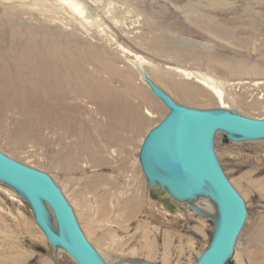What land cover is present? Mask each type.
Masks as SVG:
<instances>
[{"label": "rangeland", "instance_id": "obj_1", "mask_svg": "<svg viewBox=\"0 0 264 264\" xmlns=\"http://www.w3.org/2000/svg\"><path fill=\"white\" fill-rule=\"evenodd\" d=\"M74 1L83 13L57 0H0V48L11 30L44 25L61 30L48 33L57 45H78L98 60L86 66L97 76L87 84L92 96L67 95L63 103L43 94L35 103L36 90L0 75V150L52 178L106 264H195L215 234L218 209L210 197L179 201L150 184L143 143L170 114L153 91L180 106L264 119V0ZM203 79L215 82L222 102ZM53 116L63 125L49 124ZM68 148L78 156L69 170L58 164ZM212 148L247 211L225 264H264V139L218 131ZM0 264H77L2 181Z\"/></svg>", "mask_w": 264, "mask_h": 264}, {"label": "water", "instance_id": "obj_2", "mask_svg": "<svg viewBox=\"0 0 264 264\" xmlns=\"http://www.w3.org/2000/svg\"><path fill=\"white\" fill-rule=\"evenodd\" d=\"M156 90L154 88L157 97L165 100L176 114L166 118L169 126L160 147L149 150L143 145V168L142 156L149 153L167 162L164 170L169 174V169L175 176L185 199H192L193 193L201 194L205 187L209 188L206 195L217 205L219 222L211 243L195 264H225L245 224L247 211L243 198L216 160L212 139L218 131L248 140L264 139V119L180 106L169 95ZM168 136H171L170 143ZM0 181L26 199L36 224L51 244L58 245L77 264H106L82 232L62 191L47 173L16 161L0 150Z\"/></svg>", "mask_w": 264, "mask_h": 264}, {"label": "bare ground", "instance_id": "obj_3", "mask_svg": "<svg viewBox=\"0 0 264 264\" xmlns=\"http://www.w3.org/2000/svg\"><path fill=\"white\" fill-rule=\"evenodd\" d=\"M57 1L60 2L61 4L62 3L67 4L71 9L77 11L80 14L83 13L82 10L80 9L79 4L74 0H57ZM19 11L20 10L18 9H14V11H12V14L13 15L18 14ZM43 26H40L42 27V30L40 32L37 29L28 26L25 28L24 31H20L19 29L11 30V33L13 34L11 38L8 40L7 48L3 49L4 47L2 46H1L2 48H0V59H1L0 75H7L14 77L16 78V80H18L17 85L22 84L24 86L36 90L37 95L31 97H34L33 99L35 100V103L37 102L38 104L40 103V97L38 96V94H43L47 99H51L61 103L64 102L63 98L67 95L73 96L74 94L75 95L83 94L86 95V97H89L90 95L92 96L90 90L87 87V84L93 82V80L96 79L97 76L95 75V73L91 72V70H86V66L87 63H91L95 61L98 62V60L93 58V56L89 55L85 50H83L85 51V53H83L82 48H78V45H75L77 48H73L70 46H67V48H65L64 46L62 47L57 45L56 40L50 38L48 36V33L50 31V34L54 35V33L55 34L61 33V30L56 29L55 32V31H51L52 30L51 29L47 31ZM22 35H23V40H22L23 43H20L19 45L16 44L17 36H22ZM36 41L41 42L44 48L39 45L36 46L37 48H34L33 44ZM45 47L47 49L52 47L53 52L45 51L44 50L46 49ZM7 60H9L10 63L7 64L6 63ZM99 62L100 63H98V66L103 68L104 62L101 60ZM52 63L54 66H52ZM65 73L68 76H66ZM38 74L39 76L42 75L41 77L42 79H38V81H36L34 77L36 75L38 76ZM203 82L207 83L214 90H216L214 86L215 82H213V80L203 79ZM1 85L7 86L6 84L3 83H1ZM108 90L110 91L109 93L111 94L112 90L109 88ZM153 92L157 97L156 95L157 92L155 91ZM216 92L218 93L219 101L222 102L221 93L218 90H216ZM31 97L29 99H32ZM12 100H16V99L12 98ZM161 100L168 107L165 100L163 99ZM62 114H64V112H62ZM170 114L172 117V115L176 114V112L170 109ZM53 118L55 117L53 116ZM54 120H55L54 121L55 124L51 122L49 124H52V126L57 128L59 127V124L60 126L63 125L61 124V121L57 122L56 118ZM168 126H169V119L167 120L164 119L159 125H157L154 129H152L149 132V134L146 136L144 140L143 145H145V147L149 150H151L152 148L160 147L163 141L165 140ZM66 129L70 133L73 132L71 127L66 126ZM70 152L71 149L68 148V152L58 162V164L62 166L64 165L67 166L68 170L74 168L78 160V156L71 155ZM142 159L145 162L144 173L147 175L150 184L159 185L163 189H166L176 200L179 201L187 200L183 195L180 194L178 186L176 185L175 176L170 174L171 171L169 169H168L169 174L165 172L167 168V164L165 163L167 162L160 160L156 155L152 153H149L148 155H143ZM208 191L209 188L205 187L203 193L201 194L197 192L193 193L192 199H188L189 202L196 204V199L198 200L200 198L210 201L211 197L209 195H206V192ZM212 201L215 202L213 199ZM197 212L200 213L198 210ZM214 217H216L217 219L216 222L218 226V222H219L218 211ZM46 220H48V218H46ZM55 246L59 247L58 245Z\"/></svg>", "mask_w": 264, "mask_h": 264}]
</instances>
